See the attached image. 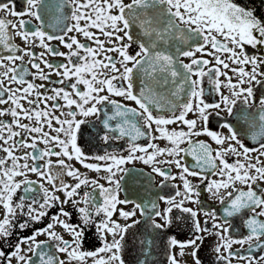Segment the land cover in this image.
I'll use <instances>...</instances> for the list:
<instances>
[{
    "label": "snow or ice",
    "instance_id": "1",
    "mask_svg": "<svg viewBox=\"0 0 264 264\" xmlns=\"http://www.w3.org/2000/svg\"><path fill=\"white\" fill-rule=\"evenodd\" d=\"M0 13V264H126L129 231L146 225L140 243L147 257L154 242L147 228L169 227L173 209L190 215L191 238H168V264H181L178 256L185 255L191 264H202L198 253L205 234L216 238L223 264H232L233 257L264 264V255L233 251L234 244L264 251V95L257 96L264 88V15L239 0H23L21 10L15 0H0ZM16 37L24 47L14 43ZM36 47L43 51L37 54ZM205 80L219 97L214 103L205 100ZM238 102L244 106L239 110ZM220 112L236 119V124H220L227 134L208 127L209 116ZM90 117L100 121L96 136L106 145L127 141L125 155L106 149L91 157L95 162H85L89 157L78 139ZM201 135L217 147L194 139ZM249 138L258 147L246 146ZM182 154L193 157V168L182 163ZM73 160L105 175L89 179L66 162ZM137 160L151 171L126 167ZM164 165H175L179 176ZM204 169L217 178L209 180ZM33 174L38 181L29 178ZM65 174L76 182L65 183ZM188 176L201 178L203 192ZM177 178L183 191L173 184L175 195H159ZM82 186L92 191L81 195ZM141 189L147 195H140ZM122 191L137 199H121ZM202 194L219 201L222 217L215 209L204 210ZM185 201L201 206L207 218L203 225ZM161 202L167 205L162 210ZM69 204L75 223L73 211L65 207ZM128 204L130 210L118 207ZM244 211L249 213L243 221L247 234L236 239L229 218ZM117 212L123 223L114 218ZM50 214L45 227L11 242L18 230ZM89 228L101 245L94 250L83 247Z\"/></svg>",
    "mask_w": 264,
    "mask_h": 264
},
{
    "label": "flooded vegetation",
    "instance_id": "2",
    "mask_svg": "<svg viewBox=\"0 0 264 264\" xmlns=\"http://www.w3.org/2000/svg\"><path fill=\"white\" fill-rule=\"evenodd\" d=\"M3 2H6V0H3ZM125 2H129V0H125ZM241 3L247 2L250 7H253L256 10V14L259 15H264V0H239ZM16 8L17 10H21L23 7V0H15ZM3 13H0V16H2ZM10 19H15L10 17ZM25 19H28L25 17ZM35 23V22H34ZM81 40L83 38L81 37ZM14 43L17 44L20 47H24V42L19 38L16 37L14 40ZM53 44H58V41H53ZM133 49L135 50V45H133ZM61 51H67L64 49L62 46L60 48ZM34 51L38 54L43 51L42 48L36 47ZM28 57H25V61H28ZM50 59H53L50 57ZM55 59H60V58H55ZM187 62V61H186ZM19 64V61H17ZM29 68H31L30 64L28 65ZM31 71H35L34 69H31ZM47 71V70H46ZM30 78V77H29ZM53 80L56 79L55 76L52 77ZM36 83H43V81L36 80ZM205 100L206 102L209 103H214L216 102L219 97L212 92L211 90V85L207 83V80H205ZM225 91H227L225 89ZM264 95V88H260L257 92V96ZM113 99L121 100L119 97H113ZM124 103H127L129 106L135 107L134 102L132 101H122ZM258 102V101H257ZM244 107L240 102L237 103L236 109L239 110L240 108ZM250 111H254V109H250ZM189 119L194 118L192 114H189L188 116ZM92 123L88 124L85 126V132L82 140L78 139V143L80 144L82 150L85 152L86 156L89 157L88 160H86V163H92L95 162L94 160L91 159V157L98 155V154H103L104 151L107 149L108 151H112L113 149L117 150L120 152V154L125 155L126 154V149H127V141L126 140H120V141H112L110 144L106 145L102 140H100L97 136L96 133L100 128L102 127L100 121L96 117H90L89 118ZM231 121L233 124H236V119L235 117L229 116L226 112H220L219 116H217L215 113L211 114L209 116V122H208V127L210 130L218 131L227 134V130L223 129L220 127V124H222L224 121ZM243 123V122H241ZM170 128H177V125H171L169 126ZM199 127V125H198ZM186 130V128H185ZM103 133L101 132V135ZM240 135L243 137L244 133L241 130ZM194 139L198 140H204L207 143L211 144L213 148H216L217 145L215 144L214 141L211 140L210 137L206 135H201L199 137H194ZM140 144L145 145L147 143V140L144 138H141L140 141H138ZM161 147L168 146V142L165 140H158L156 141ZM244 143L246 146L249 148L252 147H258V145L252 141L250 138L249 139H244ZM42 148L43 145H40ZM182 147H187V145H182ZM28 151H31L30 149ZM22 154V153H21ZM183 159L182 163L187 165L190 169L195 166V161L191 155L188 154H182ZM53 161H55V157L52 158ZM234 157H229V162H232ZM31 163V161H29ZM67 163L72 164L75 168L79 169V171L87 176L89 179L93 178H100L105 175V173H96L92 170L86 169L81 165L79 162L73 160V161H66ZM128 168H135L138 172L147 174L151 171V166L145 165L142 161H133L129 164L126 165ZM165 168H170L171 174L173 176H179L180 169L176 168L175 165H164ZM204 174L208 175V179H215L217 177L211 176L208 174V170L204 169ZM29 178L33 181H38V177H36L34 174L30 175ZM65 183L69 184H74L76 181L72 178L67 176L66 174L63 177ZM161 178L159 176L155 177L154 183H158ZM188 179L193 183L196 184L200 187L201 191L203 192V188L205 187L204 184H201V178L200 177H192L188 176ZM101 183H104L105 186H107L106 181L103 179H100ZM175 184L177 186H180V190L183 191L182 188V182L179 178H177L174 181H169L168 186L164 188L163 191L159 192V195H175V189L172 187V185ZM46 187H51L50 185H45ZM34 188H38V185H33ZM261 187H264V184L261 185ZM84 191H92L91 187H83L80 189L81 195H83ZM156 189H152V195L153 198H155L156 194ZM22 194V193H21ZM58 195H61V198L63 199V195L58 193ZM93 195L97 199V201H100L99 197V192L96 190ZM125 195L128 196L130 200H136L137 197L135 194L131 192H121L120 193V198L123 199ZM140 195L144 196L147 195L144 193L143 189H141ZM179 199V198H177ZM201 201L203 202L204 205V210H211L215 209L218 213V216L222 217V205L219 203L218 200H209L205 194H202L200 197ZM66 209L69 211H73V217H72V222L75 223L77 221V216L75 214V211L72 209L71 204L65 205ZM118 207L124 208L125 210H130L132 208V204L128 205H120ZM167 205H165L163 202L160 203V208L161 210L166 208ZM184 207H190L193 208V210L198 211V218L200 219L202 225L205 219H207L203 215V211L200 210V205L195 204L191 201H185ZM55 211V210H53ZM249 215L247 211H244L241 214H238L232 218H229V223L231 224V235L239 239L243 235L247 234V230L244 227L243 221L244 219ZM171 219H172V224L164 229L158 230V231H153L151 228H147V232L151 233L152 236L154 237V242L151 246V253L147 257L142 255V248L143 245L140 243L141 240L145 239V229L146 225L141 224L138 228H133L129 231V233L126 236V241H125V252H124V259L126 261V264H141L142 261L147 260V264H168V259H167V252H166V244L167 240L169 237H175L178 241H186L189 238H191V232H190V227H191V218L188 213L183 212L182 209H173L172 213H170ZM114 218L120 220L121 223H123V218L119 217V213H115ZM139 213H137V219H139ZM51 219V214L49 217L45 218L44 220L40 221L39 223H32V226L27 229H22L18 230L15 235L12 237L11 242L15 243L16 240L21 237V236H27L31 235L32 232L35 229L38 228H43L46 226L48 222H50ZM264 219V218H262ZM222 222V219L221 221ZM209 228H211V222L208 225ZM59 234H61L65 239H70L69 235L59 226L55 229ZM88 235H87V240L84 244V249L85 250H94L95 248L101 246L100 241L98 237L96 236L94 230L92 228H89L87 230ZM206 239L203 242V246L200 249L198 255L202 261V264H223L222 261H219L217 259V254L215 252V245L217 243L216 238L214 237H208L207 234H205ZM38 240H46V236H39L37 237ZM51 243V242H50ZM48 251L49 249H45ZM51 252H55V247L53 246L50 249ZM175 251L179 252V249H175ZM187 252H190L191 249H187ZM233 251L237 253V256H261L264 255V251L257 249L253 247L251 250H249L248 245H244L241 247L239 244H234L233 245ZM57 255H60L61 258L63 259L64 257L56 253ZM35 259V257H33ZM178 259L181 260V264H191V257L188 255H185L184 257H179ZM13 264H15V261H13ZM90 264V262H89ZM232 264H244V261L238 259L237 257L232 258Z\"/></svg>",
    "mask_w": 264,
    "mask_h": 264
}]
</instances>
